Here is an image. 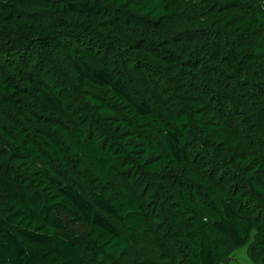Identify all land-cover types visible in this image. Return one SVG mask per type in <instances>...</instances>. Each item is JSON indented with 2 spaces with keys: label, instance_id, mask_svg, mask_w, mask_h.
Returning a JSON list of instances; mask_svg holds the SVG:
<instances>
[{
  "label": "trees",
  "instance_id": "trees-1",
  "mask_svg": "<svg viewBox=\"0 0 264 264\" xmlns=\"http://www.w3.org/2000/svg\"><path fill=\"white\" fill-rule=\"evenodd\" d=\"M245 245L264 264V0H0V264Z\"/></svg>",
  "mask_w": 264,
  "mask_h": 264
},
{
  "label": "rangeland",
  "instance_id": "rangeland-1",
  "mask_svg": "<svg viewBox=\"0 0 264 264\" xmlns=\"http://www.w3.org/2000/svg\"><path fill=\"white\" fill-rule=\"evenodd\" d=\"M254 238V233L252 234V239ZM141 256V251L139 249H134L129 252L127 258L135 260ZM225 264H255L248 255V245H245L238 249L230 260Z\"/></svg>",
  "mask_w": 264,
  "mask_h": 264
}]
</instances>
